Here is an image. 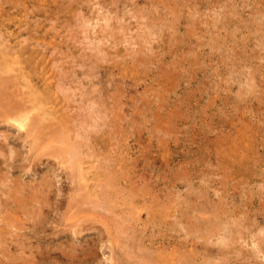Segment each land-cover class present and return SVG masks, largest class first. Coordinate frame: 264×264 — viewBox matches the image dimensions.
<instances>
[{"label":"rangeland","instance_id":"obj_1","mask_svg":"<svg viewBox=\"0 0 264 264\" xmlns=\"http://www.w3.org/2000/svg\"><path fill=\"white\" fill-rule=\"evenodd\" d=\"M0 53V264H264V0H0Z\"/></svg>","mask_w":264,"mask_h":264},{"label":"bare ground","instance_id":"obj_2","mask_svg":"<svg viewBox=\"0 0 264 264\" xmlns=\"http://www.w3.org/2000/svg\"><path fill=\"white\" fill-rule=\"evenodd\" d=\"M110 21V20H109ZM108 24V23H107ZM121 30V29H120ZM1 54V53H0ZM3 55V54H2ZM1 57V56H0ZM2 59V58H1ZM5 60V59H4ZM2 61V60H1ZM3 62V61H2ZM2 68V67H1ZM5 68V67H4ZM9 68V67H8ZM10 70H12V68L10 69ZM63 77H64V75H63ZM4 78H6V77H4ZM11 81V80H10ZM10 81H6L5 79H0V83H2V85H4V87L6 88V86L7 87H9V85L11 84H9V82ZM12 82V81H11ZM66 82V81H65ZM60 84V83H59ZM12 85V84H11ZM13 86V85H12ZM96 87V86H95ZM4 90V89H3ZM0 91H1V89H0ZM6 91V90H5ZM57 91V90H56ZM7 92V91H6ZM7 95L8 94H1V92H0V119L2 120V123H7V124H10V125H12V126H14L15 127V129L16 130H22V131H24V135H22V136H24L25 138H33L34 139V143H36V141H38L40 138H41V136L43 135V130H44V126L43 125H41V123L40 122H42L41 121V119L38 117V115H35L34 117H30L29 115H30V112H31V110L33 109V108H28L27 106H25L24 105V103L23 102H20V101H17V103H15V102H13L12 100H10L13 96V94L11 95L12 97L10 98V99H6L7 98ZM6 99H4V98ZM9 97V96H8ZM24 99V98H23ZM23 99L21 100V101H23ZM38 99V98H37ZM20 102V103H19ZM26 102V101H25ZM35 102V101H34ZM29 106V105H28ZM35 107V106H34ZM88 115V114H87ZM40 116V115H39ZM4 123V124H5ZM4 127V126H3ZM2 127V128H3ZM23 133V132H22ZM51 133V132H50ZM65 134V133H64ZM4 135V134H3ZM53 135V134H52ZM12 136V135H11ZM54 136H55V132H54ZM1 137V136H0ZM4 138H5V140H7L9 137H6V136H3ZM63 137H66L65 135L64 136H58V137H54L55 139H56V142L57 143H60V144H62L63 142H67V140H65ZM30 138V139H31ZM14 139H16V138H14ZM13 139V140H14ZM19 139V138H18ZM75 139V138H74ZM49 140V139H48ZM15 141V140H14ZM40 141V140H39ZM52 141V140H51ZM31 142V141H30ZM41 142V141H40ZM39 142V143H40ZM29 143V142H28ZM33 143V145H35ZM56 143V144H57ZM60 144H58V145H60ZM4 145V144H3ZM1 147V146H0ZM69 147V144H68V146L66 147H64V148H68ZM2 148V147H1ZM64 148L62 147V150H61V147H60V149H57V153H58V155H59V157L60 156H62V155H64L63 154V152H64ZM69 149V148H68ZM9 150V149H8ZM54 150V149H53ZM3 151V150H2ZM60 151V152H59ZM1 152V151H0ZM14 153H15V151H13ZM41 152V151H40ZM74 151H72V153L71 152H69V153H67V154H69V159H71L72 160V162H71V165H69V166H71L73 169H74V164H75V162H76V158H75V154L73 153ZM9 153H11V152H8V157L11 155H9ZM55 154H54V156H56L57 155V153L56 152H54ZM1 155H2V153H1ZM13 155V154H12ZM15 155V154H14ZM13 155V156H14ZM58 155H57V157H58ZM2 157H3V155H2ZM11 157V156H10ZM63 157H65V155L63 156ZM15 158V157H14ZM56 159H58V158H56ZM63 159V158H62ZM68 159V160H69ZM6 160V159H5ZM65 160V159H64ZM7 161V160H6ZM9 161V160H8ZM61 163V162H60ZM64 165V164H63ZM67 165H68V163H67ZM68 166V167H69ZM70 168V167H69ZM72 168H70V169H72ZM79 168V167H78ZM1 171V170H0ZM74 172V171H73ZM71 174H72V172H71ZM4 176V175H3ZM6 176V175H5ZM73 176V175H72ZM2 177V176H1ZM74 177V176H73ZM4 179H5V177H4ZM1 180V179H0ZM4 181V183H5V180H3L2 179V181L1 182H3ZM2 185L0 186V187H2L3 186V183H1ZM7 188V187H6ZM14 189V188H13ZM73 189V188H72ZM82 189V188H81ZM5 188H4V190L2 189V188H0V193L2 194V195H4L5 196ZM14 192V191H13ZM8 193V192H7ZM15 193V192H14ZM15 194H17V193H15ZM40 194V193H39ZM14 195V194H13ZM24 195V194H23ZM6 196H9L8 194H6ZM16 196V195H15ZM24 197V196H23ZM4 198H6V197H4ZM10 198H12V197H10ZM21 198V197H20ZM16 199V198H15ZM8 200H9V198H8ZM12 200V199H11ZM18 200V199H17ZM5 201H6V199H5ZM14 201V200H13ZM24 202V201H23ZM2 203V202H1ZM20 203V202H19ZM25 204V203H24ZM20 205H21V203H20ZM22 205H23V203H22ZM25 205H27V204H25ZM1 206V205H0ZM3 206V205H2ZM7 206H9V205H7ZM33 206V205H32ZM4 207V206H3ZM14 207V206H13ZM5 208V207H4ZM7 208V207H6ZM9 208V207H8ZM34 208V207H33ZM21 210H23V209H21ZM33 210V209H32ZM1 213V212H0ZM32 216V215H31ZM40 220V219H39ZM38 220V221H39ZM35 221H37V220H35ZM7 226V225H6ZM114 227H116V231L117 230H120V229H117V227H118V225L117 226H114ZM10 228V227H9ZM16 228V227H15ZM118 228H120V227H118ZM19 230V229H18ZM21 230V229H20ZM18 232V231H17ZM17 232L15 231V233L17 234ZM3 233H4V231H3ZM14 233V232H13ZM115 233V232H114ZM20 235V234H19ZM2 237V236H1ZM4 237V236H3ZM22 237V236H21ZM14 238V237H13ZM3 239V238H2ZM15 239V238H14ZM4 240V239H3ZM111 242V241H110ZM221 242L223 243V240H221ZM5 245V244H4ZM220 245H222V244H220ZM40 250V249H39ZM46 250V249H45ZM72 250V249H71ZM41 251V250H40ZM42 252V251H41ZM48 252V251H47ZM63 253V252H62ZM69 253H71V252H69ZM43 254V253H42ZM50 254V253H49ZM72 254H73V251H72ZM37 255V254H36ZM41 255V254H40ZM44 255H46V254H44ZM44 255H42L43 257H44ZM41 256V257H42ZM69 256V255H68ZM37 257V256H36ZM38 258H39V256H38ZM38 258H36V259H38ZM41 259V258H40ZM44 259H45V257H44ZM70 261H73V260H71V259H69ZM37 261H39V260H37ZM40 261H43V260H40ZM39 261V262H40ZM77 261H79V260H77ZM33 262V261H32ZM35 263H36V261H34ZM48 262V261H47ZM43 263H45V262H43ZM72 263V262H71ZM79 263V262H78ZM81 263V262H80ZM38 264V263H37ZM40 264V263H39ZM48 264V263H47ZM74 264H75V262H74ZM114 264H119L118 262H115Z\"/></svg>","mask_w":264,"mask_h":264}]
</instances>
